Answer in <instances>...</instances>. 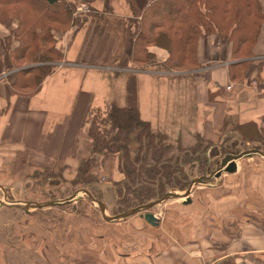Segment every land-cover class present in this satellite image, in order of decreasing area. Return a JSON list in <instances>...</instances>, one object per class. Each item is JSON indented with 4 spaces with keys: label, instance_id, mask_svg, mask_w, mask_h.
Segmentation results:
<instances>
[{
    "label": "crops",
    "instance_id": "0c3cea01",
    "mask_svg": "<svg viewBox=\"0 0 264 264\" xmlns=\"http://www.w3.org/2000/svg\"><path fill=\"white\" fill-rule=\"evenodd\" d=\"M73 1L90 5L95 14L57 38L65 58L39 91L15 92L12 82L0 78L1 190L15 184L24 191L33 166L61 170L69 181L76 177L81 161L91 154L90 110L117 103L105 99L103 105L96 104L98 92L93 86L97 80L92 79L90 88H85L91 70L149 72L155 81L169 75V71L149 69L151 65L136 68L130 60L135 33L131 18L153 0ZM261 3L264 6V0ZM149 49L158 63L168 57L162 47ZM238 51L245 56L234 59ZM251 51L249 56L242 53L243 46L235 50L218 34L200 40L202 66L194 71L208 81L210 100L199 102L200 111L205 113L208 107L207 119L214 121L212 134L231 123H254L264 132V19ZM247 60L245 75L233 78V64ZM136 102L122 106L135 107ZM200 122L196 128L202 131L205 127ZM237 165L236 172L223 174L215 186L197 187L190 201L182 197L166 203L163 218L152 209L160 218L159 225L149 223L142 212L107 220L101 209V217H95L93 208L86 207L82 217L74 218L71 213L46 226L32 216L34 209L0 202V264H264V160L246 157ZM92 172L114 181L124 178L114 157L109 165L96 166ZM21 194L0 193V199H25ZM80 200L82 197L68 204ZM103 202L108 215V204Z\"/></svg>",
    "mask_w": 264,
    "mask_h": 264
},
{
    "label": "trees",
    "instance_id": "16d2710c",
    "mask_svg": "<svg viewBox=\"0 0 264 264\" xmlns=\"http://www.w3.org/2000/svg\"><path fill=\"white\" fill-rule=\"evenodd\" d=\"M38 1L0 0V23L7 27L15 25L13 31L3 37L4 47L1 44V48H4V54L0 55V72L20 68L21 62L26 60L34 64L28 69H19L10 74L12 87L19 93L33 94L39 91L56 64L63 60L64 53L56 46L53 31L65 26L72 27L73 12L77 6L73 0H41L47 5L41 9L36 6ZM234 4L235 0H153L131 18L135 26L131 62L136 68L153 64L165 71H173L175 68L197 70L202 66L198 59L199 41L209 35L218 34L228 39L235 49L241 48L243 42L253 45L248 38L240 39L239 44L234 39L240 29L239 25L230 23ZM52 9H55V14L48 13ZM261 24L258 23V27ZM15 41L18 44L12 48ZM152 46L166 49L167 59L158 63L156 54L149 49ZM248 61L233 64L236 67L231 72L233 78L245 75L247 69H243V66ZM128 90L136 94L133 82L129 84ZM87 127L91 154L81 161L77 176L71 184L90 187L88 189L94 196L101 199L92 186L97 181L92 169L107 156L114 157L124 177L114 182L120 198L119 209L123 212L163 197L168 188L188 189L191 181L184 171V164L193 162L195 167L197 161L205 169L210 163L203 153L194 155L199 150L196 146L186 149L181 138L172 142L163 133L156 132L151 121L142 119L138 106L124 107L115 102L94 106L89 112ZM243 127L248 128L250 134L256 130L254 140H258L259 134L264 137V132H259L254 123L237 126L236 130L241 135ZM261 141L253 148L264 149V142ZM222 151L225 156L238 154L224 149L219 153ZM211 153L212 156H218L217 147H213ZM40 177L59 178L60 174L56 175L46 168H34L30 178ZM54 180L57 178L52 179V182Z\"/></svg>",
    "mask_w": 264,
    "mask_h": 264
},
{
    "label": "rangeland",
    "instance_id": "374dc122",
    "mask_svg": "<svg viewBox=\"0 0 264 264\" xmlns=\"http://www.w3.org/2000/svg\"><path fill=\"white\" fill-rule=\"evenodd\" d=\"M252 2L254 4H251ZM257 2H259L258 6L256 4ZM224 4L225 2L222 3V7H224ZM37 5L39 6L38 8L41 9H45L47 7V5L41 0L36 3V6ZM89 6L90 5H86L83 11L79 9V5L76 6L73 12L74 20L72 21L73 24H71L72 27L81 26L82 24H84L85 18L89 19L95 14L94 9ZM234 7L235 10L232 11L231 14L232 22L230 23L237 26L239 25L240 28L234 36L236 43L239 44V40L242 38H248L250 43H255V41L258 40V36L260 35L263 27L262 18H264V6L262 5L261 0H235ZM54 10L55 9H52L51 11L48 10V13L55 14ZM219 15L222 16V14ZM219 20L220 18L218 17V21ZM258 23H262L261 26L258 27ZM14 27L15 25L7 27L6 25L0 23L1 56L4 54V48H1V44L3 45L2 47H4V44L2 42L4 39L3 37L9 35L13 31L12 29ZM69 28L71 27L65 26L62 29L53 31V35L56 39V46L58 43L57 38L65 33ZM242 33H247L248 36L242 35ZM220 37L224 38L222 36ZM230 43L232 45V42ZM17 44L18 42L15 41L11 45V47L14 48ZM247 45L248 43L246 42L242 43V53L246 55H248L249 53L252 54L251 49L254 44L249 46L248 48ZM243 56H241L240 51H238L234 54L233 58L240 59ZM64 58L65 55L63 59ZM21 65L22 66L20 68L11 71L0 72V78L8 79L10 82H13L11 77H9L11 73L19 69H28L34 64L26 60L24 62H21ZM151 67L155 70H161L153 64L148 68L150 69ZM1 70L2 68L0 67V71ZM96 71L91 70V72L89 73L88 80L86 81L88 84H86L85 88H90L89 82H91L92 79L97 80L95 86H93L96 92H98V97L96 99L97 105H103L105 99L116 101L121 106L128 105L129 102L136 100L137 105L141 108L142 119L151 121L156 132L163 133L167 137V139L172 142H176L179 138H181L183 140V147H185L186 149L190 146H196V148H199L198 152L194 155L203 153L204 157H208L210 161L209 165L211 164V168L209 169V165L204 169L202 168L201 163L199 164V162L197 161H195V167H193V162L183 165L184 171L187 173L191 182L200 177H203V175L209 176L211 172L220 165L222 158L224 159L225 157L223 151L219 153V151H221L222 149L227 151H236L239 154L248 149H252L256 144H260L261 140V143L264 142V137L260 134L258 140H254L257 135L256 130L255 133L250 134L248 128L243 127L241 135V133L236 130V123H234L233 125L232 123L230 125L227 124V126L222 128L218 133L212 134V125L214 121L207 119L209 116L208 107H205V113H203V109L200 111V107H202V104L199 102L210 100L208 81L204 77L199 78L198 76H196V72L194 70H178V68H175L173 72L169 71V75H163V79L159 78L157 81H155L154 75L150 74L149 72L111 70L100 73ZM162 71L164 72V74H166L165 70ZM132 82L136 87L135 95L131 94L128 90L129 84H131ZM203 114L205 115V118ZM199 120L201 121L199 124L205 127L204 129H202V131H199L196 128ZM232 126H234V128ZM244 133L247 135H245ZM243 135L245 136V138L243 137ZM246 137H248V139ZM248 140L253 141L249 142ZM202 142L203 145H201ZM207 146L208 148H206ZM213 147H217L219 153L218 156L211 155V150L213 149ZM248 158L255 159V161L263 159L261 156H252ZM110 161H112V156H107L103 161H98L97 165L99 164V167L103 168L105 164L109 165ZM34 168L40 167L33 166L29 169L30 172L26 177V184H24L25 187H23L24 191L14 184L13 188H11L12 186H6L4 190L0 189V193L9 194L10 197L15 196L16 194L20 195V193H22L21 195L25 198L23 200L34 199L38 202H41L46 200L65 199L72 195L79 188H82L79 185H72V180L69 181L68 179H65V177L62 175L61 170L55 171L54 169L50 170L46 168V170L51 171L56 175L60 174L59 178H30V174L33 172ZM246 170L250 171L248 168H246ZM94 175L96 176L97 181L94 182L92 186H94L95 192H97L101 197V199L99 198V200L105 201L106 204H108V215L114 216L123 213V211H120L119 209L120 204L118 203V199L120 198L117 193V186L114 184L115 181L108 178L107 176H103V178H100L102 176L99 177L96 173ZM224 175L229 174L225 173ZM56 178L57 180H54L52 182V179ZM199 186L207 187V184H195L192 189V193ZM170 191L178 192L181 194L185 190H180L179 188H168V192ZM10 200L12 199L10 198ZM180 200V198L168 199L162 202L163 204L160 203L154 206L152 209L158 214L159 217L163 218L165 216V214L163 213L165 204L170 202L175 203L176 201ZM76 202L77 204H68L66 206L50 208L52 210H50L49 208L34 209L32 210V216H35L39 222L47 226L52 225L55 218L58 219V221H62L64 220L63 218L66 215L71 213L74 214L72 216L74 218L82 217V212L85 210V208L91 207L93 208L94 212L93 216L101 217L99 206L96 203H91L86 194L83 193L82 200ZM74 208H76L77 211Z\"/></svg>",
    "mask_w": 264,
    "mask_h": 264
},
{
    "label": "water",
    "instance_id": "95a60500",
    "mask_svg": "<svg viewBox=\"0 0 264 264\" xmlns=\"http://www.w3.org/2000/svg\"><path fill=\"white\" fill-rule=\"evenodd\" d=\"M261 156L264 159V152L260 149L252 148L248 149L246 151H243L239 154H228L222 159L221 163L219 166H217L209 176H203L200 177L193 182H191L190 186L188 189H186L183 193H178V192H167L163 197L159 199L152 200L146 204L139 205L137 207H134L132 209H129L117 216H108L106 214V205L104 204L103 201L97 199L92 192L87 189V188H81L75 191L71 196L65 198V199H55V200H47V201H42V202H35V201H25V200H14L10 201L8 199H0L1 204H6L9 206L13 207H18L22 208L25 210H30V209H36L40 207H45V206H54V205H63V204H68L76 199H79L82 197V194H86L93 202H95L101 209V211L104 214V217L107 220H113L119 218H124L126 216L132 215L134 213L142 212L144 218L151 224L153 225H159L160 224V218L155 215L154 212H152V208L166 199H171V198H182L186 197V201H190V194L192 193V189L195 184L199 183H204L209 186H215L217 180L225 173H234L237 171L238 165L237 162L243 158L246 157H252V156Z\"/></svg>",
    "mask_w": 264,
    "mask_h": 264
},
{
    "label": "built area",
    "instance_id": "2783aa9c",
    "mask_svg": "<svg viewBox=\"0 0 264 264\" xmlns=\"http://www.w3.org/2000/svg\"><path fill=\"white\" fill-rule=\"evenodd\" d=\"M86 7V5L79 6V9L83 11V9Z\"/></svg>",
    "mask_w": 264,
    "mask_h": 264
}]
</instances>
